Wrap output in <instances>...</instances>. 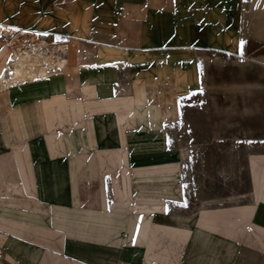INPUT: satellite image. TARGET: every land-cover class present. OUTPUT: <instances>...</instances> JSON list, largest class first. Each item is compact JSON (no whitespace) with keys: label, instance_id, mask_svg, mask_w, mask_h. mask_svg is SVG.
<instances>
[{"label":"crops","instance_id":"0c3cea01","mask_svg":"<svg viewBox=\"0 0 264 264\" xmlns=\"http://www.w3.org/2000/svg\"><path fill=\"white\" fill-rule=\"evenodd\" d=\"M231 6L0 0L2 27L67 45L0 88V264H264V156L248 200L194 197L173 139L206 54L237 51Z\"/></svg>","mask_w":264,"mask_h":264},{"label":"rangeland","instance_id":"374dc122","mask_svg":"<svg viewBox=\"0 0 264 264\" xmlns=\"http://www.w3.org/2000/svg\"><path fill=\"white\" fill-rule=\"evenodd\" d=\"M231 2L221 12L237 51L206 54L202 87L180 100L173 137L189 151V192L222 202L248 200L252 157L264 156V0ZM8 42V36L0 38V72L12 57Z\"/></svg>","mask_w":264,"mask_h":264},{"label":"bare ground","instance_id":"6f19581e","mask_svg":"<svg viewBox=\"0 0 264 264\" xmlns=\"http://www.w3.org/2000/svg\"><path fill=\"white\" fill-rule=\"evenodd\" d=\"M29 33L31 32L21 30L10 32L0 25V36L9 37L8 44L12 51V57L5 71L0 75V88L10 85L13 81L35 79L60 72L53 71V68L64 69L67 59L55 53L56 49L62 46L57 43L48 46L47 42L41 40L34 44L27 43ZM33 57H36L37 62L33 61L28 65L27 61L33 60Z\"/></svg>","mask_w":264,"mask_h":264},{"label":"built area","instance_id":"2783aa9c","mask_svg":"<svg viewBox=\"0 0 264 264\" xmlns=\"http://www.w3.org/2000/svg\"><path fill=\"white\" fill-rule=\"evenodd\" d=\"M58 45H61L63 47V49H59V48H62V47H59L58 49H56L55 53L60 55V56H66V53H67V45L64 43V42H56ZM55 43V44H56ZM49 46V45H48ZM54 70L53 71H61L62 69L61 68H53Z\"/></svg>","mask_w":264,"mask_h":264},{"label":"snow or ice","instance_id":"6c2138e0","mask_svg":"<svg viewBox=\"0 0 264 264\" xmlns=\"http://www.w3.org/2000/svg\"><path fill=\"white\" fill-rule=\"evenodd\" d=\"M241 44H243V42H241Z\"/></svg>","mask_w":264,"mask_h":264}]
</instances>
